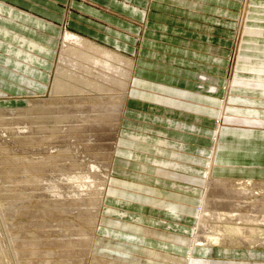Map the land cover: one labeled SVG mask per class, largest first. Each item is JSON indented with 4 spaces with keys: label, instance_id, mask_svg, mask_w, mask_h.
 I'll return each instance as SVG.
<instances>
[{
    "label": "rangeland",
    "instance_id": "rangeland-1",
    "mask_svg": "<svg viewBox=\"0 0 264 264\" xmlns=\"http://www.w3.org/2000/svg\"><path fill=\"white\" fill-rule=\"evenodd\" d=\"M233 2L236 4L232 9L236 8L237 24L234 41L231 43L230 53L226 57L228 69L225 74V84L220 87V97L215 98L188 91L206 98H215L219 105L215 111L217 116L214 119V133L209 149L210 156L206 161L203 173L204 179L207 168L215 167L221 145L229 156V160L225 161L227 164L240 168L264 169V73H262L264 69H258L261 73L253 74L257 80H246V78L252 79L254 77L245 75L246 72H254L255 65L258 66L257 68L264 66V0H235ZM67 5L68 3L65 7ZM66 32L85 38L73 34L69 30L63 31L57 47L53 49L54 57L48 59L53 63L43 90L32 91V89L25 88L24 91L28 95L20 96L19 99H14L12 96L0 98V119L2 118L0 120V264H194L195 262L197 264L200 259L211 258L216 247L245 248L248 253L257 254L260 257L261 252L264 251V239L262 240L264 224L251 223L255 219L249 217L250 220L248 218L250 210L245 209V202L241 203L234 198L232 200L238 201L239 206L233 205L238 207L240 212L235 215L245 216L247 214V218L243 219L244 222L234 223L231 221L230 228L234 227L233 230L236 231L233 233L235 239H241L247 243L237 241L231 244L217 241L214 245H209L208 248L205 247L208 245H200L202 244V228L200 226L205 223L201 213L208 211L207 202L212 190L209 181L206 179L199 190L197 189L196 195L192 197L185 194H174L172 190H168L163 185L161 188H154L148 184H138V182L115 178L116 176L131 177V180L135 177H137L136 180L141 178L129 171L116 169L118 166L122 167L121 164L124 163L123 158L116 160V157H120L121 154L123 156L125 154V157L130 155L131 153L128 151L132 150L133 147L132 142H130L131 145L127 146L121 143V137L127 133L122 131L123 128L127 127L124 120L125 115H127V107L132 106V100L135 98L139 100L135 96L139 92L149 95L146 97L147 101H144L153 105L155 104L151 96L162 94L155 90L139 91L138 81L147 83L153 81L147 78L139 79V74L136 73L137 57L133 51L122 52L106 44L88 40L96 46L121 56V59L124 57V62H130L126 68V71L130 73L125 78L126 85L115 88L114 94L101 97L97 93L81 94L80 92L88 91L85 88H80L76 82H70V85L66 82L67 85H65L69 88L67 91H72V94L51 95V86L56 75L63 40L68 36H63ZM93 72L95 73L89 75L88 78L91 84L97 81V70L93 69ZM203 76L200 75L195 79V84L198 89L204 90V85L208 81ZM205 90L209 93H216L217 86L215 84L208 85ZM167 97L171 98L172 96ZM235 99L238 102H234ZM11 101L12 103H10ZM120 104H125L124 113L118 122V129L115 134L112 133L113 130H105L104 126L99 131L92 132L93 140L90 143L81 145L80 142H65V139H76L81 133L79 131L76 133L73 131L74 135L69 131L70 134L68 133L65 137L57 136L59 134L52 131L54 127L60 126L62 123H64L62 126L75 125L74 117L77 113L79 114L90 107L102 105L115 107ZM190 113L194 114L193 112ZM11 118H13V122H11ZM38 120L44 123H39ZM25 122H27L26 125ZM37 122L38 125H43V130L41 127L37 128ZM54 123L58 125L55 126ZM176 124L182 126V123ZM228 131L231 132L227 135ZM110 134L117 139L113 152L112 150L109 152L108 149L109 143L112 144V135L108 139ZM55 139L57 143L50 142ZM106 145L105 150L101 149ZM75 147L79 148L80 155L70 150ZM85 154L95 158V161L88 159L87 163L95 162L97 165L104 163L109 164L110 167L109 172L106 173L109 181L107 194L100 208V214L97 216L99 219L95 224V221L92 220L95 217L92 208L95 207V201L98 197L97 190L100 188L93 187L90 190L87 187H81L79 180L72 183L63 180L74 174L80 175L78 170L71 167L82 164L84 161L78 156H85ZM145 154H148L147 157H149L147 163L156 164V160H150L151 158L156 159L152 153ZM129 157L132 158V156ZM141 164L145 165L146 163ZM125 167L129 168L133 165L127 163ZM141 170L143 169L141 168ZM260 174L254 176L255 179L252 180L240 178L231 180L239 183L253 181L260 185L264 184L261 183L264 182V179L260 178H264V171H261ZM154 179L155 182L152 183L158 185L156 180H160ZM159 186L161 185L159 184ZM243 186L247 189L251 187L247 184H243ZM93 189L97 190L94 191ZM256 189L259 188L256 187ZM174 190L185 192V187ZM126 191L134 192L131 193L132 195H127ZM219 193L220 195L224 194L223 191H219ZM108 197L132 201L156 209L163 207L170 213L190 217L191 225L189 228L182 227L115 208H105V200ZM261 200H253L252 206L264 209V198ZM205 220L209 221L208 218ZM210 223L213 226L217 225L211 220ZM164 227L170 228L172 233L166 232L169 229H164ZM110 228L122 233L127 232L141 236L142 239H136V241H141L142 245L126 247V244L120 245L110 239L109 233L99 235L102 231L104 233L109 231ZM178 233H183V236L177 235ZM154 240H166L164 242L175 244L174 248L177 246V248H181L180 246L184 245L188 249L187 254L185 257H181L155 250L153 248L161 247V244ZM176 241L180 243H175ZM198 253L202 255L197 256ZM204 256L208 257L205 258ZM239 256L245 255L238 254L237 257ZM227 259L236 260V257ZM237 259L243 260L241 257ZM254 261L260 262L239 261L233 262V264H264V260H259L257 257Z\"/></svg>",
    "mask_w": 264,
    "mask_h": 264
},
{
    "label": "crops",
    "instance_id": "crops-1",
    "mask_svg": "<svg viewBox=\"0 0 264 264\" xmlns=\"http://www.w3.org/2000/svg\"><path fill=\"white\" fill-rule=\"evenodd\" d=\"M233 1L0 0V98L12 96L19 99L28 95L25 88L43 90L53 63L48 59L54 57L53 49L57 47L63 31L69 30L87 41L106 44L122 52L133 51L137 57L136 73L139 79L153 81H138L139 91L155 90L162 95L151 96L153 105L144 101L149 95L139 92L135 95L139 100L135 98L132 106L127 107L124 118L127 127L122 129L127 133L121 137V143L126 146L133 143V147L128 151L130 155L116 157V160L123 158L124 162L122 167L116 169L129 171L141 178H115L154 188L163 185L174 194L194 197L205 183L203 173L210 156L214 119L217 116L215 111L219 106L215 98L220 97V87L226 81V57L235 37L237 12L236 8L232 9L236 5ZM257 67L255 65V71L246 72L245 75L252 77L254 73H261L258 69H264V66ZM200 75H204L208 81L204 90L198 89L195 84V79ZM254 78L246 80H257L256 76ZM212 84L217 86L216 93L206 92V87ZM234 102L238 101L235 99ZM176 123H182V126ZM145 153H152L156 157L150 160H156L154 165L158 167L146 162L149 157ZM226 160H229V156L221 145L212 172L214 177L252 180L264 171L235 167L227 164ZM127 163L133 167L126 168ZM154 178L161 182L156 180L158 185L152 183L155 182ZM184 187L185 192L174 190ZM132 192L126 191V194L132 195ZM104 207L182 227L189 228L191 225L190 217L170 213L163 207L156 209L112 197L106 198ZM164 229L172 233L170 228ZM106 233L120 245H142L141 241H136L142 237L136 234L110 228L99 235ZM177 235L183 236V233ZM154 241L161 244V247L153 248L155 250L181 257L187 254L188 249L184 245L174 248L175 244L164 242L166 240ZM238 254L245 255L239 256L243 260L237 259ZM212 255L211 258L204 256L208 259H200L197 264L260 262L254 261L256 257L264 260V251L258 257L257 254L248 253L245 248L216 247ZM234 257L236 260L227 259Z\"/></svg>",
    "mask_w": 264,
    "mask_h": 264
},
{
    "label": "bare ground",
    "instance_id": "bare-ground-1",
    "mask_svg": "<svg viewBox=\"0 0 264 264\" xmlns=\"http://www.w3.org/2000/svg\"><path fill=\"white\" fill-rule=\"evenodd\" d=\"M66 35H68V34H65L63 36H66ZM123 60H125L124 57H123V59H121L120 56H118L117 54L112 53L111 51L104 49L102 47L96 46L93 43L87 41L86 39H83V38H80V37H77L74 35H68L63 40V45H62L61 53L59 56L56 75H55L54 80L52 82L50 94L51 95L64 94V93L72 94L71 93L72 91L71 92L67 91V90H69V88H67L66 82L69 85L71 84L70 82H76V83H78V86L80 88L81 87L83 89L85 88L88 91V92L85 91L83 93L80 92L81 94L97 93L101 97L102 96L106 97V96H109L110 94H114L113 92L115 91V88H119V87L126 85L125 84V81H126L125 78H127V75L130 74L129 72L126 71L127 66L130 65V62L129 61H128L129 63L126 61L124 62ZM93 69L97 70V75H96L97 81H95L94 83L91 84V82L88 80V78H89V75L95 73V72H93ZM128 80H130V79H128ZM74 86H75V84H74ZM122 97H124V96H122ZM124 105L120 104V105H116L115 107L111 106V105H108V106L102 105V106L90 107L89 109H86L79 114L77 113V115L74 117L75 125H73V126H69V125L64 126L63 125L62 126V124H64V123L61 124L59 122L61 125L54 127L52 131L53 132L56 131L59 134L57 136H61V137L67 136L69 131H70V133L72 132V135H74L76 133V131H79L81 133H79V135L76 139L72 137L74 140L69 138L67 140L65 139V142H80L81 145H83V143H85V144L88 142L90 143L93 140V133L92 132L99 131L100 128H103L104 126H105V128H104L105 130H109V131L113 130L112 133L115 134V133H117L118 122L120 121V119L124 113ZM45 110H49V109H45ZM12 119L13 118L10 119L11 122H13ZM14 121H15V119H14ZM38 122H39V120H38ZM38 122H37V125H38ZM42 122L40 121L39 123H42ZM54 122H55V120H54ZM26 123L27 122H25V125H26ZM56 124H55V126H56ZM40 127L42 129L43 125L37 126V128H40ZM28 129H29V125H28ZM37 130H39V129H37ZM73 131L75 133H73ZM94 135H96V134H94ZM111 135L112 134H110L108 139H110ZM116 140L117 139H115V136L112 135V137H111L112 144L109 143V146H108L109 152H110V150H112V152H113V150L115 148ZM60 141H62V140H60ZM50 142L57 143L56 139L53 141H50ZM68 145H71V144H68ZM84 147L87 148L86 145H84ZM106 148H107V145L103 146V148H101V149L105 150ZM99 149H100V147H99ZM70 150H73V151L77 152V154L80 155L79 148L75 147L74 149H70ZM70 150H67V151L70 152ZM88 154H91V153H88ZM78 157L82 161H84L82 163L83 165L78 164V165L73 166L71 168L74 170H78L79 171L78 173H80V175L74 174L73 176L64 178L63 180H65L67 183H69V182L72 183L74 181L79 180L80 181L79 183H81V187H87L89 189L93 188V187H98V189L100 188L99 190L96 189L98 197L95 201V207L92 208V210H94V211H92V213L95 216L92 220H93V222L95 221L94 222V224H95L97 222V219H99V218H97V216H99V214H100V208L102 207L103 200L107 194L106 192H107V187H108L109 181L107 180L108 176L106 175V173L109 172L108 170L110 169V167H109V164L108 165L104 164V163H98L100 165L95 164V162H92V161H95V158L90 157V156L88 157V156H86V154H85V156H78ZM88 159L89 160L94 159V160L91 161L92 163H90V162L87 163L86 161ZM87 165H90V166H87ZM213 168L211 166L210 168H207V170L205 172V179L207 181H209V186L212 188V190H211V195H209V200L207 202L208 211H203L201 213V215L203 216V219L205 220L208 218L209 221L203 220V222H205L204 224H206V222H208V224H206V225L203 224L202 226H200L202 228V235H201V237H202L201 243L202 244H200V245H203V246L208 245V246H205L208 248V247H210L209 245H214L217 241L221 242V243H231V244H234L237 241L240 243H247L244 240L235 239L233 237V233L236 231L233 230L234 227L230 228V226H231L230 222L231 221H233L234 223L244 222L245 218H247V216H246L247 214L245 216H242L241 214L235 215L236 213H240L239 208L236 207L239 205H238V201H234L232 199L234 198L236 200H239L241 203L245 202V204H246L245 209L250 210L249 211L250 213L248 212L249 213L248 218L250 217L251 219H253V218L255 219L254 221L252 220L251 223L255 222L256 224L257 223H260V224L263 223L264 224V209L259 208V207L256 208L255 206H252L253 200H255V199L256 200H258V199L263 200V198H264V184L257 185L253 181L239 183L236 181H232L231 179H224V178H219V177H217L215 179V177H213V173H212ZM83 171H84V173L82 174ZM73 173H74V171H73ZM96 181H98V182H96ZM237 181H239V180H237ZM261 183H264V182H261ZM243 184H247L249 187L251 186L250 189L245 188L243 186ZM256 187H258L259 189H256ZM96 190H94V191H96ZM219 191H221V192L223 191L224 194L220 195ZM233 204H235L236 206L234 207ZM90 206H91V204H90ZM241 206L244 207V205H241ZM210 220L213 221L217 225H214V226L211 225ZM246 220H248V219H246ZM251 223H248V224H251ZM255 236H257V235H255ZM263 239H264V235H263L262 240ZM261 242L263 243V241H261ZM200 247H202V246H200Z\"/></svg>",
    "mask_w": 264,
    "mask_h": 264
}]
</instances>
